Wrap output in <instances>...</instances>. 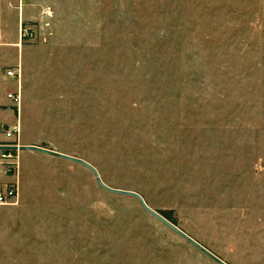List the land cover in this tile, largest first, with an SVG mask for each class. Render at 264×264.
<instances>
[{
  "label": "rangeland",
  "instance_id": "rangeland-1",
  "mask_svg": "<svg viewBox=\"0 0 264 264\" xmlns=\"http://www.w3.org/2000/svg\"><path fill=\"white\" fill-rule=\"evenodd\" d=\"M30 4L5 29L22 141L170 211L225 263L264 264L262 0ZM21 27L35 37L21 42ZM13 152L14 170L0 158V186L18 188L0 205V264H218L86 166Z\"/></svg>",
  "mask_w": 264,
  "mask_h": 264
},
{
  "label": "crops",
  "instance_id": "crops-1",
  "mask_svg": "<svg viewBox=\"0 0 264 264\" xmlns=\"http://www.w3.org/2000/svg\"><path fill=\"white\" fill-rule=\"evenodd\" d=\"M30 2L31 0H0V145H5L9 142V139H7L4 133V129L12 127L17 123L21 125L20 145H35L34 143L25 141L24 139L22 141V115L19 114L18 117L17 106L8 97L9 94L17 92L18 84H16L13 78L8 77L7 75V70L10 69L9 67L16 62V53L14 48L8 44L10 43L9 41L13 39V37H10L9 33L5 30L9 20H23L30 15ZM17 9L22 12L20 19L19 13L15 11ZM24 10H28L26 15H24ZM261 10L264 23V0H262ZM17 20L16 25L18 24ZM7 179L8 176L0 168V182H5Z\"/></svg>",
  "mask_w": 264,
  "mask_h": 264
},
{
  "label": "built area",
  "instance_id": "built-area-1",
  "mask_svg": "<svg viewBox=\"0 0 264 264\" xmlns=\"http://www.w3.org/2000/svg\"><path fill=\"white\" fill-rule=\"evenodd\" d=\"M50 9L46 8L43 11V15L48 16ZM36 35V30L33 27L20 28V41L24 39H32ZM21 74V69H8L7 75L13 79H18ZM20 80V78H19ZM9 99L15 103L17 107H20L22 102V93L20 82L18 84V90L15 93L8 95ZM4 133L9 139V142L5 145L19 146V138L21 134V125L17 123L12 127L4 129ZM0 158L7 162L8 170H14L17 168L15 162V155L13 151H0ZM18 199V188L15 183H8L0 187V205H14Z\"/></svg>",
  "mask_w": 264,
  "mask_h": 264
},
{
  "label": "water",
  "instance_id": "water-1",
  "mask_svg": "<svg viewBox=\"0 0 264 264\" xmlns=\"http://www.w3.org/2000/svg\"><path fill=\"white\" fill-rule=\"evenodd\" d=\"M24 150H33V151L42 152L44 154H48V155H51V156H54V157H58V158H62V159L70 160V161H74V162H77V163H80V164L86 166L87 168H89L94 173V175H95V177L97 179V182L99 183V185L102 188H104L105 190H107V191H109L111 193H114V194L130 196V197H133V198L137 199L140 202V204L142 205V207L148 213H150L155 218H157L159 221H161L162 223L167 225L169 228H171L173 231H175L178 235L183 237L186 241H188L194 247H196L201 252H203L205 255L210 257L216 263H218V264H227L222 259H220L218 256H216L211 251H209L207 248H205L203 245L198 243L195 239H193L192 237H190L189 235L184 233L180 228H178L175 224H173L168 219H166L159 212H157V211L153 210L151 207H149L148 204L146 203V201L144 200V198L140 194H138L136 192H131V191H123V190L113 189V188L107 186L103 182V180L101 179L100 174L97 171V169L95 167H93L91 164H89L88 162H86V161H84L82 159H79V158L71 157V156H68V155L53 151V150L45 149V148H42V147H39V146L0 145V151H24Z\"/></svg>",
  "mask_w": 264,
  "mask_h": 264
},
{
  "label": "trees",
  "instance_id": "trees-1",
  "mask_svg": "<svg viewBox=\"0 0 264 264\" xmlns=\"http://www.w3.org/2000/svg\"><path fill=\"white\" fill-rule=\"evenodd\" d=\"M159 213L163 215L166 219H168L170 222L176 225V222L173 220L170 211H159Z\"/></svg>",
  "mask_w": 264,
  "mask_h": 264
}]
</instances>
